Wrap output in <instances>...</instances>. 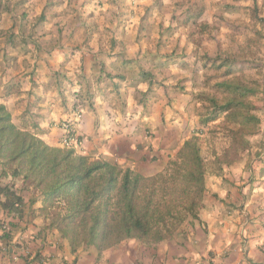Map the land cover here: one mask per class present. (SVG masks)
<instances>
[{
    "label": "rangeland",
    "instance_id": "1",
    "mask_svg": "<svg viewBox=\"0 0 264 264\" xmlns=\"http://www.w3.org/2000/svg\"><path fill=\"white\" fill-rule=\"evenodd\" d=\"M93 1L95 0H86V3ZM99 2L102 3L103 0ZM104 3L109 5V10L104 11L102 17L108 18L109 21L106 18L104 20L113 27L100 28L97 24L93 25L90 27L93 31L91 37L88 35L89 39L86 38L85 30L73 32L66 25L58 24L54 28H41L39 24L44 23L46 16L43 15L44 20L40 21L43 10L41 11L42 6L39 2H32L33 6L27 13L29 20L36 25L35 35L39 37L36 48L32 49H36L42 55L53 53L56 47L64 52L72 49L74 54L85 49V52L94 55L90 58L87 56V60L82 59V66L77 59V64L72 68L81 72H75V79L68 75L72 69L67 68L69 64L66 60L59 58L61 67L56 71V76L63 89L61 106L67 107V103L74 102L75 106L71 109L76 111L75 108L78 107L79 116L83 114L80 103L85 106L88 104L94 109L96 94L91 95L93 86L88 84L87 92L82 93V100L78 103L79 99L76 95L79 93L66 89V86L75 82L80 84L83 82L82 76H90L88 78L90 83L96 81L97 76L93 73L95 70L102 72L106 70L108 76L104 78L103 83L114 84L115 102L125 107L129 100L134 99L138 104L144 103L145 107L150 104V111L153 108L151 102L157 105L153 111L156 115L153 120L117 123L124 128L123 133L134 146L133 149L125 146L123 158H107L102 146L105 143H101L103 140L96 141L101 139L102 127L111 124L101 122L100 119L92 123L83 122L84 120L79 122L80 120L77 119L76 122L68 118V121L59 124L61 129L64 123H70L74 127V122L83 123L85 128L84 136L81 137L85 142L82 148L75 151L78 154L90 151L89 157L93 160L97 157L113 160L123 168H130L145 177H152L163 172L169 162L176 159L184 143L196 136L206 166L204 201L209 196L212 198L217 196L216 201H221L218 194L211 191L217 184H225L231 189V184H234L231 181L232 177L234 182L240 184L241 189L245 186L243 182L250 181L253 184L262 180L264 178V0H104ZM139 3L145 10V15L140 22L141 25L138 26L139 12L135 13V10H138L135 7ZM149 4L152 5L148 7ZM172 7L175 9L172 10ZM21 12L20 10L16 14ZM46 12H48L47 7ZM151 13L156 15L157 24L148 26L146 19ZM89 15L91 18L95 16L92 12H89ZM116 19L118 25H115ZM95 32L100 36L96 41L93 37ZM75 35L80 36L85 42H75ZM66 38L73 41L67 42ZM32 49L29 52H32ZM68 60L71 62V59ZM46 64L50 66L48 61ZM34 65L36 69L45 68L43 63H34ZM93 76L94 78L91 79ZM114 78L116 83L113 82ZM228 82L243 84L255 91V94L249 95L246 100L253 103V108L248 110L259 117L261 122L253 134L245 137L249 142L248 150L232 147V132L236 127L234 119H228L225 113L212 111L214 102L222 105L230 99L239 98V93L222 86L223 83ZM181 99L186 104L181 102ZM234 111L238 112L237 109ZM150 113L152 114L147 112ZM86 126L90 130L89 133L86 131ZM23 128L33 134L39 131L37 124H28ZM100 143L101 148L94 150ZM239 165L244 166L241 168L242 172L231 171V168ZM7 182L14 183L18 194L22 197H33L32 202L40 200L43 207L42 194L34 189L30 182L25 183L21 178L12 179L10 176L0 175V184ZM239 194L245 197L242 192ZM243 202L241 200L239 203L242 208ZM230 208L226 209V212L232 217L231 214L235 209ZM5 220V215L0 211L1 252L9 257L13 252L11 247L21 246L20 237L17 235L27 221L24 225H20L18 230L5 236L7 233L2 229ZM189 220L192 219L189 218L179 230ZM246 221L244 220L243 223Z\"/></svg>",
    "mask_w": 264,
    "mask_h": 264
},
{
    "label": "crops",
    "instance_id": "2",
    "mask_svg": "<svg viewBox=\"0 0 264 264\" xmlns=\"http://www.w3.org/2000/svg\"><path fill=\"white\" fill-rule=\"evenodd\" d=\"M99 1L86 3V0H0V103L7 107L14 122L22 126L23 130L28 124H37L39 127L37 135L51 147L61 146L64 135L59 127L61 122L71 118L76 122L84 120L83 122L95 123L100 119L101 122L111 124L102 127L101 139L96 140H103L101 143H105L102 145L104 155L107 158H123L125 146L130 149L134 146L123 133L124 128L117 123L148 122L156 116L153 113L157 106L155 102H151V108L153 107L151 111L150 104L145 107L144 103L138 104L134 99L129 100L124 107L113 98L114 84L103 83L104 78L108 76L106 70L103 72L95 70L93 73L97 80L92 83L88 79L90 76L81 77L83 82L80 84L84 85L76 82L73 85L67 83L66 89H72L74 93L80 94L76 95L79 99L77 103L82 100V93L87 92L88 84L93 86L91 95L96 94L94 109L88 104L85 106L80 103L83 114L79 116L78 107L75 108L76 111L71 109L75 106L74 102L67 103V107L60 105L63 89L57 80L56 71L61 67L59 60H66L69 64L67 68L72 69L67 74L75 79V72H81L72 68L77 64V59L82 66V59L87 60V56L90 58L94 55L85 52V49L74 54L72 49L64 52L56 47L53 53L43 55L32 49L36 48L39 39L35 35L36 25L27 16L33 6L32 2L41 3V11L43 10L46 16L44 23L39 24L41 28L66 25L73 32L85 30L87 38L88 35L90 37L92 35L93 30L90 27L93 25L97 24L100 28L113 27L104 20L106 17H102L104 11L109 10V5L104 3V0L102 3ZM139 6L140 3L135 7L138 9L135 13L139 12L138 26L145 15V10ZM171 9L174 10L175 7ZM20 10L22 12L16 14ZM89 12L95 16L91 18L92 14L89 15ZM155 19L156 15L151 13L146 19L147 25H156ZM118 24L116 19L115 25ZM94 34L96 41L100 36L97 32ZM75 37V42H85L80 36ZM69 40L73 41V39L65 41ZM30 48L32 52H29ZM68 59H71V62ZM47 61L50 63L49 67ZM34 63H43L45 68L36 69ZM93 78L94 76L91 77ZM113 82L116 83V78ZM67 93L69 94V91ZM181 102L185 103L182 99ZM146 110L152 114L144 112ZM76 122L73 123L75 130L83 137L84 124ZM86 131L87 133L90 131L87 126ZM101 143L97 144L94 150L100 149ZM82 155L91 153L84 152ZM242 167L244 166L239 165L231 168V171L242 172ZM231 181L234 183L231 184V189L225 184L215 185L211 192L218 194L221 201H216L211 196L206 198L200 220H189L172 240L154 247H147L137 240H127L102 253L94 247L86 246L72 251L70 243L63 239L56 229L48 227L49 223L43 215L40 200L36 197L37 201L32 202L33 197H23L25 207L23 216L27 224L17 235L20 237L21 246L11 247L13 252L11 251V256L7 257L1 252L0 245V264H27V259L23 255L25 251L30 253L35 262L43 258L49 264H264V178L253 184L250 181L243 182L245 185L243 189L240 188V184L234 182L233 177ZM241 200L244 201V209L239 204ZM229 207L235 209L232 217L226 212ZM244 220L247 221L243 223Z\"/></svg>",
    "mask_w": 264,
    "mask_h": 264
},
{
    "label": "trees",
    "instance_id": "3",
    "mask_svg": "<svg viewBox=\"0 0 264 264\" xmlns=\"http://www.w3.org/2000/svg\"><path fill=\"white\" fill-rule=\"evenodd\" d=\"M222 86L239 93V98L222 105L214 102L212 111L234 119L232 147L248 150L245 137L261 122L248 110L253 103L246 100L255 91L243 84ZM0 168L1 176L21 178L42 194L48 227L56 229L72 251L86 246L102 253L127 240L154 247L172 240L189 218L199 221L205 207L206 166L196 136L184 143L163 172L145 177L113 160H93L73 148L49 146L16 124L0 103ZM0 211L13 217L5 234L9 236L24 217V198L14 183L0 184Z\"/></svg>",
    "mask_w": 264,
    "mask_h": 264
},
{
    "label": "built area",
    "instance_id": "4",
    "mask_svg": "<svg viewBox=\"0 0 264 264\" xmlns=\"http://www.w3.org/2000/svg\"><path fill=\"white\" fill-rule=\"evenodd\" d=\"M63 132H64V137L63 140L61 142V147L63 148H73V149H79L82 146V141H80V136L75 132L74 127L72 126V124L70 123H64L63 124V128H62ZM5 215L6 220L2 223L3 225V230L6 232L10 231V225L11 222L13 220V217H9L6 214ZM25 218L22 217V219L20 220V225H24L25 223ZM24 257L27 259V264H49L47 260L45 259H40L37 262H35V259H32L30 257V253L25 251L24 252Z\"/></svg>",
    "mask_w": 264,
    "mask_h": 264
}]
</instances>
